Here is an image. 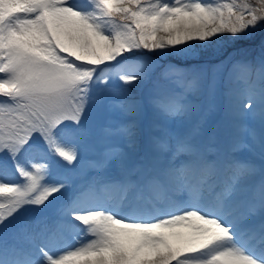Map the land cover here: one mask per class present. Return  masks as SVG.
Listing matches in <instances>:
<instances>
[{
	"label": "snow or ice",
	"instance_id": "6c2138e0",
	"mask_svg": "<svg viewBox=\"0 0 264 264\" xmlns=\"http://www.w3.org/2000/svg\"><path fill=\"white\" fill-rule=\"evenodd\" d=\"M262 29L264 0H0V264H264V40L226 76L157 62ZM203 93L242 95L258 128L226 153Z\"/></svg>",
	"mask_w": 264,
	"mask_h": 264
},
{
	"label": "rangeland",
	"instance_id": "374dc122",
	"mask_svg": "<svg viewBox=\"0 0 264 264\" xmlns=\"http://www.w3.org/2000/svg\"><path fill=\"white\" fill-rule=\"evenodd\" d=\"M258 33H259V30H257V32L251 38H248V39H244L241 37V38H238L239 39L238 40V39H233L232 37H229V36L218 38L217 42L214 45H212L208 49L203 50L198 57L192 58V59H187L192 63L190 70L196 68L199 64L204 63V61L193 62L194 60H201L203 58V56H205L206 58H221V56L224 53H226V50H228L230 47L233 46L232 42H235L236 40H238V42L241 41L243 43L244 42L246 43V45H240L239 46V48L243 50V53L240 56L238 55V58H242L245 61H250V62H252V59L250 58L251 56H256V57L260 58V56H261V41L262 40L256 41V45L253 44V42L255 41V39H254L255 35L257 36ZM262 37H264V33H259L257 38L259 39ZM247 41L249 42V44L247 43ZM250 44H253V45H250ZM235 51L236 50L230 51V58L227 55V56H225V58L223 60L226 62L228 61V70L231 69L232 65L234 64V60H232L231 57L237 55V52H235ZM150 55H153V54L150 53ZM171 57L177 58V59L181 58V57H176V56H171ZM199 57H201V58H199ZM168 58H170V57H168ZM172 58H170V59L173 60ZM181 60L185 61L186 59L181 58ZM202 66H204V64ZM207 66H208V73H209V77H210L213 64L207 65ZM114 79H115V83L122 84V82H120L118 80V78H114ZM226 113H227V115H229L228 112H226ZM112 119H114V118H112ZM98 140H99V142L101 141L100 139H98ZM98 140L92 146H94V145L98 146ZM91 149H92V147H91ZM88 155H90V153Z\"/></svg>",
	"mask_w": 264,
	"mask_h": 264
}]
</instances>
